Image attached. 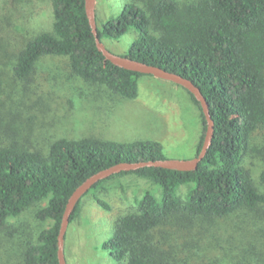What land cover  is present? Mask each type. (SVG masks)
<instances>
[{
  "label": "trees",
  "instance_id": "1",
  "mask_svg": "<svg viewBox=\"0 0 264 264\" xmlns=\"http://www.w3.org/2000/svg\"><path fill=\"white\" fill-rule=\"evenodd\" d=\"M51 1L52 27L26 36L12 63L15 78L29 80L44 56H65L72 74L86 83L137 98L144 74L113 64L98 50L85 0ZM131 31L136 36L122 55L193 81L208 101L214 136L194 170L146 166L96 183L83 197L94 191L109 211L96 194L106 182L133 174L151 183L135 208L115 217L101 247L119 264H225L202 262L191 240L226 226L232 232L220 237L231 246L229 254L239 264H264V0H124L118 15L98 26L102 42ZM4 93L0 71V232L18 238L8 261L59 264L58 235L74 190L119 162L167 158L164 146L151 138L98 136L35 142L11 122L18 116L13 106L4 108ZM189 94L201 110L197 155L207 123ZM251 157L263 163L261 169L247 163ZM32 207L38 227L26 235L12 220ZM179 237H184L180 244Z\"/></svg>",
  "mask_w": 264,
  "mask_h": 264
},
{
  "label": "rangeland",
  "instance_id": "2",
  "mask_svg": "<svg viewBox=\"0 0 264 264\" xmlns=\"http://www.w3.org/2000/svg\"><path fill=\"white\" fill-rule=\"evenodd\" d=\"M124 0H97V25L117 16ZM54 21L51 0H0V71L4 82L5 109L13 106L17 118L14 126L31 135L35 142L59 137L80 138L98 136L119 141L151 138L160 141L165 155L172 159L196 156L202 122L200 108L189 92L172 81L144 74L139 80L135 99H125L103 86L89 84L72 74L65 56H44L35 66L32 76L21 81L13 75L15 54L22 48L26 36L32 39L52 27ZM35 35V36H34ZM131 31L120 39H105L106 48L124 54L135 38ZM27 86V90H24ZM9 120L6 121V123ZM247 163L255 170L263 163L257 157ZM259 172V171H258ZM257 172V173H258ZM151 183L136 175L117 177L105 183L96 194L111 206L106 210L90 193L83 197L77 218L69 223L64 243L68 264H119L101 244L112 235L117 215L136 206V199ZM181 194L186 187L181 188ZM36 207L13 219L16 230L23 234L38 227L34 218ZM220 226H224L221 224ZM211 234L195 235L191 240L198 247L202 262L239 264L229 251L230 245L220 236L232 229L224 226ZM176 243L184 241V237ZM18 238H8L0 232V264L8 261L7 252L18 246Z\"/></svg>",
  "mask_w": 264,
  "mask_h": 264
},
{
  "label": "water",
  "instance_id": "3",
  "mask_svg": "<svg viewBox=\"0 0 264 264\" xmlns=\"http://www.w3.org/2000/svg\"><path fill=\"white\" fill-rule=\"evenodd\" d=\"M96 1L97 0H85V11L88 21L92 27V32L95 36L96 45L99 51L105 56V58L111 61L113 64L140 72L142 74L153 75L157 78L172 81L178 85H181L186 90H188L193 96L199 101L201 109L205 115L207 129L204 136L203 144L201 150L198 154L190 159H150L146 161H136V162H119L108 168L100 170L99 172L88 177L82 184H80L70 196L68 203L66 205L60 231L58 235V260L59 264H68L65 251L64 243L66 232L70 223V217L80 201V199L99 181L108 178L111 175L120 173L122 171H132L137 170L142 167H161L167 169H175L180 171L194 170L198 167L200 161L205 157L214 136V120L211 117L209 104L200 88L189 78H186L180 74L170 72L160 66L148 64L138 60L131 59L129 57L113 53L110 51L98 35V25L96 17Z\"/></svg>",
  "mask_w": 264,
  "mask_h": 264
}]
</instances>
